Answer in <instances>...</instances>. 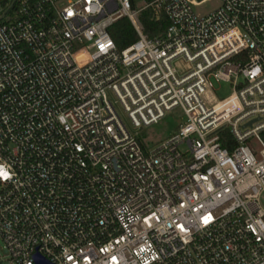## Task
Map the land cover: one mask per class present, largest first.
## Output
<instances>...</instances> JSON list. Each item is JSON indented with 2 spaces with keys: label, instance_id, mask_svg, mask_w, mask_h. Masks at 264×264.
Masks as SVG:
<instances>
[{
  "label": "built area",
  "instance_id": "obj_1",
  "mask_svg": "<svg viewBox=\"0 0 264 264\" xmlns=\"http://www.w3.org/2000/svg\"><path fill=\"white\" fill-rule=\"evenodd\" d=\"M8 1L0 264H264V0ZM147 8L168 20L154 38ZM122 18L137 40L119 51ZM212 80L231 94L212 101Z\"/></svg>",
  "mask_w": 264,
  "mask_h": 264
},
{
  "label": "trees",
  "instance_id": "obj_2",
  "mask_svg": "<svg viewBox=\"0 0 264 264\" xmlns=\"http://www.w3.org/2000/svg\"><path fill=\"white\" fill-rule=\"evenodd\" d=\"M132 9L137 8V3L141 1L142 3H151L154 0H129ZM16 7L14 3L11 7V2L8 0H0V16L6 12V14L11 15ZM140 21L144 27V33L149 38H154L161 35L168 26V20L164 15H161L159 20L154 18L153 12L150 8H147L140 12ZM1 22V19H0ZM109 34L116 44L119 51L125 49L130 44L137 40V35L127 18H122L114 23L109 29ZM221 144L223 147L230 148L233 145L230 135L227 131L221 132Z\"/></svg>",
  "mask_w": 264,
  "mask_h": 264
},
{
  "label": "rangeland",
  "instance_id": "obj_3",
  "mask_svg": "<svg viewBox=\"0 0 264 264\" xmlns=\"http://www.w3.org/2000/svg\"><path fill=\"white\" fill-rule=\"evenodd\" d=\"M142 2L137 3V8L142 6ZM218 5V0H208L204 2L197 8H194L196 13L199 15L207 14L213 11ZM136 8V9H137ZM213 86V99L220 100L229 96L232 92L230 83L227 82H217L212 80ZM123 121L127 124L126 119L122 115ZM184 118L181 116L179 110H175L171 113H168L165 118H163L159 123L152 125L148 128L139 132V141L145 150H150L151 148L157 146L161 142L168 139L172 133L177 129L178 125L183 122ZM261 203L264 204V194L261 197ZM0 254L5 255L6 250L4 248L3 242L0 239Z\"/></svg>",
  "mask_w": 264,
  "mask_h": 264
},
{
  "label": "snow or ice",
  "instance_id": "obj_4",
  "mask_svg": "<svg viewBox=\"0 0 264 264\" xmlns=\"http://www.w3.org/2000/svg\"><path fill=\"white\" fill-rule=\"evenodd\" d=\"M0 174H3L2 170H0Z\"/></svg>",
  "mask_w": 264,
  "mask_h": 264
}]
</instances>
